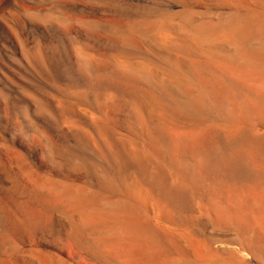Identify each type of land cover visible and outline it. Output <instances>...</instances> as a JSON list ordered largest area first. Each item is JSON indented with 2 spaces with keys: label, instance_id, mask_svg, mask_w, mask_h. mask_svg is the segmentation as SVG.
I'll use <instances>...</instances> for the list:
<instances>
[{
  "label": "bare ground",
  "instance_id": "6f19581e",
  "mask_svg": "<svg viewBox=\"0 0 264 264\" xmlns=\"http://www.w3.org/2000/svg\"><path fill=\"white\" fill-rule=\"evenodd\" d=\"M262 10L0 0V264H187L208 249L251 264L218 243L264 254L263 192L232 187L260 151L237 124L257 113L240 91L263 61ZM129 238L155 249L114 246Z\"/></svg>",
  "mask_w": 264,
  "mask_h": 264
},
{
  "label": "rangeland",
  "instance_id": "374dc122",
  "mask_svg": "<svg viewBox=\"0 0 264 264\" xmlns=\"http://www.w3.org/2000/svg\"><path fill=\"white\" fill-rule=\"evenodd\" d=\"M263 8H264V0H263ZM254 17L257 18L259 20V22L263 25V37H264V24H263L264 23V10H262L258 15H254ZM244 74H245V78H244L245 82H242L244 89H242V87H241V89H242L240 91L241 92V98L242 99L245 98L247 101V104H248L247 106H250L251 109L253 108L254 110H256L257 113L255 112L252 114V113H249L248 111L246 113H244L245 119L240 121L237 124V128L240 129V128L245 127L247 132H248V136H250V138L254 142H258L260 144V147H259L260 151L257 152L254 149L252 152H250V154L248 155V158L240 159L237 162L239 174L237 176H235L236 178H235V181H234V184L232 187H233V189H235L234 193L236 191V193H237L236 195H238V197L240 196V194L242 197V195H243L242 193L245 194L246 193L245 191L247 189H256L259 192H263V200L261 201V203L259 202L255 206H257L258 208H260L264 212V163H263V165L258 164L254 161V159L252 157L255 155H260L264 159V143H263L264 138H262V137H264V87H263L264 86V57H263V61L261 62L260 67L248 66V67L244 68ZM252 84H253V86H252ZM261 94H262V96H261ZM261 104L263 105V107H261L262 106ZM255 106H256V109H255ZM236 108H237L236 109L237 111L238 110H240V111L244 110L242 108V106L237 105ZM244 124H246V125H244ZM253 129H254V131H253ZM238 156L240 157V155H238ZM241 158H242V156H241ZM236 180H237V182H236ZM254 181L260 182L262 184H260V186L256 187L253 183H251ZM260 204H262V205H260ZM259 205L262 206L263 208L259 207ZM172 225H174V224H172ZM174 226L173 227L176 229V225H174ZM177 229H179L178 226H177ZM229 232L234 233L235 229L230 228ZM179 233L182 234L183 236H185L182 231H179ZM123 244L135 245L137 249H140V250L146 249L145 251H148V252L153 251L155 249V247H152L151 244L148 243L147 241L141 240V239L138 240V239H134V238L120 240L114 246L123 245ZM213 247L217 248V249L228 248L230 250H233L236 252V254L242 256L245 260L250 261L251 264H264V254H262L263 251L260 252L258 250L257 251L254 250L253 254L251 255V254L241 250L238 246H236L234 244H228V243H224V244L218 243V244H215ZM171 248H173V249L176 248V245L174 242H172ZM208 251H209L208 252L209 254L207 255V257L204 256L203 252L196 251V255L198 254V257L189 258L187 264H208V263L209 264H215L216 262H217L216 264H218V254L214 253V251H212V249H208ZM141 258H142V254L138 253V259H141ZM198 259H200L199 260L200 262H198ZM232 260H234V259H232ZM214 261H216V262H214ZM133 262H135V261H133ZM119 264H121V263H119Z\"/></svg>",
  "mask_w": 264,
  "mask_h": 264
}]
</instances>
